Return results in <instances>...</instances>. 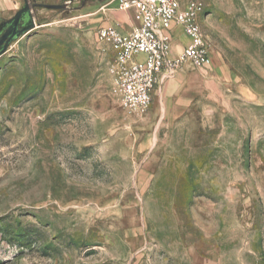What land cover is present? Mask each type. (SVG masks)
<instances>
[{
	"label": "rangeland",
	"instance_id": "374dc122",
	"mask_svg": "<svg viewBox=\"0 0 264 264\" xmlns=\"http://www.w3.org/2000/svg\"><path fill=\"white\" fill-rule=\"evenodd\" d=\"M199 1L210 64L137 117L113 0H29L65 8L0 58V264H264V0Z\"/></svg>",
	"mask_w": 264,
	"mask_h": 264
},
{
	"label": "built area",
	"instance_id": "2783aa9c",
	"mask_svg": "<svg viewBox=\"0 0 264 264\" xmlns=\"http://www.w3.org/2000/svg\"><path fill=\"white\" fill-rule=\"evenodd\" d=\"M116 10L133 12L136 23L125 33L115 25L98 32L101 58L112 78V93L127 113L143 117L158 90L188 63L210 64V46L203 33L205 6L199 0H113ZM106 8V7H105ZM176 29L189 45L173 54Z\"/></svg>",
	"mask_w": 264,
	"mask_h": 264
},
{
	"label": "crops",
	"instance_id": "0c3cea01",
	"mask_svg": "<svg viewBox=\"0 0 264 264\" xmlns=\"http://www.w3.org/2000/svg\"><path fill=\"white\" fill-rule=\"evenodd\" d=\"M23 6H24V0H0V24L3 21L12 19L16 15V13L23 8ZM106 11H108L107 14H109L110 18L104 24V26L113 24L121 31L128 33L131 31L133 25L136 23L135 15L133 12H128V13L121 12L116 9L114 11L112 10H106ZM176 32H177L176 33L177 39L173 46L174 55H178L185 47L189 45V39L182 34L181 30L176 29ZM169 82H167L165 86L161 88V90H158L156 92V95L154 96V100L156 99V96L159 92L166 89ZM154 100L152 106L154 105Z\"/></svg>",
	"mask_w": 264,
	"mask_h": 264
},
{
	"label": "water",
	"instance_id": "95a60500",
	"mask_svg": "<svg viewBox=\"0 0 264 264\" xmlns=\"http://www.w3.org/2000/svg\"><path fill=\"white\" fill-rule=\"evenodd\" d=\"M38 7L51 10L65 8L64 5H30L29 0H24L23 8L12 19L0 24V58L6 54L14 42L37 28L34 14Z\"/></svg>",
	"mask_w": 264,
	"mask_h": 264
}]
</instances>
